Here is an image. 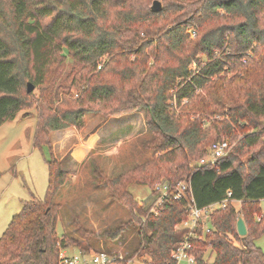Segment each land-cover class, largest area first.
I'll list each match as a JSON object with an SVG mask.
<instances>
[{"label": "trees", "instance_id": "1", "mask_svg": "<svg viewBox=\"0 0 264 264\" xmlns=\"http://www.w3.org/2000/svg\"><path fill=\"white\" fill-rule=\"evenodd\" d=\"M154 1L0 0V127L35 110L34 144L50 151L47 192L22 201L0 237V264H61L64 250L93 251L58 232L57 196L70 172L52 135L83 129L88 114L140 110L152 135L142 142L149 160L115 177L92 161L99 186L132 216L102 235L118 239L133 221L140 240L113 264H175L192 198L198 208L229 198L209 215V231L206 220L195 229L196 264H264V0H160L158 12ZM223 140L229 153L201 163ZM182 181L189 189L176 198ZM163 182L170 194L153 209ZM132 185L148 186L151 201H138Z\"/></svg>", "mask_w": 264, "mask_h": 264}, {"label": "rangeland", "instance_id": "2", "mask_svg": "<svg viewBox=\"0 0 264 264\" xmlns=\"http://www.w3.org/2000/svg\"><path fill=\"white\" fill-rule=\"evenodd\" d=\"M33 112L27 117L20 113L16 120L6 122L0 128V237L13 216L21 210L22 201L30 200L32 194L44 197L47 192L50 151L47 146L40 149L34 144L37 117L35 110ZM86 121L83 129L74 130L68 137L63 134L55 138V145L52 139L57 157L70 172V179L57 196V201L63 205L58 232L67 231L83 243H90L93 251L127 256L139 246L137 228L132 221L118 239L102 235L104 231L130 221L132 216L125 206L112 198L108 190L99 186L93 174L92 161L110 177H115L149 160L150 152L142 147V142L152 136L146 125L145 111L107 118L100 114H88ZM102 123L107 125L95 137V148L78 163L72 155L76 152L75 146L88 142L90 134ZM78 133L80 138L77 139ZM131 190L138 201L150 200L151 189L148 186L132 185ZM235 203L239 207V203ZM157 206L155 203L153 209ZM261 208L264 212V200L261 201ZM78 227L93 235H82ZM234 242L239 244L236 240ZM257 243L264 250V235ZM71 249L79 252L76 248ZM209 254L210 249L206 251L207 258ZM213 257H209L210 261ZM179 264L189 263L183 260Z\"/></svg>", "mask_w": 264, "mask_h": 264}, {"label": "built area", "instance_id": "3", "mask_svg": "<svg viewBox=\"0 0 264 264\" xmlns=\"http://www.w3.org/2000/svg\"><path fill=\"white\" fill-rule=\"evenodd\" d=\"M193 35H195V33H193ZM229 147L230 143L227 140L213 143L209 149L208 156L202 158L201 163L217 162L219 159L224 158L228 154ZM188 189L189 184L187 185L184 181L179 182L175 187V197L185 198ZM156 190L159 191V197L156 205H161L170 194L171 188L168 183L163 182L156 186ZM229 196H231V192H229ZM228 201L229 198L205 208H198L193 198L188 202L190 215L189 218L180 225V227L189 228L190 233L188 237H186L183 244L173 252L172 258L175 260V264H179L183 260H186L189 264H196L195 256L191 254V251L194 249V244L192 243L191 238L193 239L196 237L195 229L201 224L202 220H206L203 224V228L209 231L210 227L207 224L209 215L214 209L226 206ZM117 257L122 258L123 256ZM61 258V264H113L116 257L105 251H92L89 253L76 252L71 254L68 253L67 250H64L61 253Z\"/></svg>", "mask_w": 264, "mask_h": 264}, {"label": "crops", "instance_id": "4", "mask_svg": "<svg viewBox=\"0 0 264 264\" xmlns=\"http://www.w3.org/2000/svg\"><path fill=\"white\" fill-rule=\"evenodd\" d=\"M86 124H87V121H86ZM107 124H101L96 130H94L91 134H90V138L88 140V142H85L84 144L80 145L77 147V145L75 146V151L74 154H72L74 156V158L76 160H78V163L79 162H82L85 157V155H87L89 152L92 151V149L95 148L96 146V139L95 137H97L98 135V132L102 129H104V127L106 126ZM2 127V126H1ZM0 127V128H1ZM73 130V131H72ZM77 132L78 130L75 129V128H69V129H66V130H59V131H55L52 135V139H53V142H54V145L56 144V141H55V138H58V136H61L64 134V137H68V135L70 134H73L72 132ZM79 135H76V138H80L78 136H80V133H78ZM78 148V149H77ZM77 163V164H78ZM68 253H71L73 254V252L75 253L76 250L75 249H70L67 251Z\"/></svg>", "mask_w": 264, "mask_h": 264}, {"label": "water", "instance_id": "5", "mask_svg": "<svg viewBox=\"0 0 264 264\" xmlns=\"http://www.w3.org/2000/svg\"><path fill=\"white\" fill-rule=\"evenodd\" d=\"M163 8L162 2L160 0H155L152 5V10L155 12L161 11ZM35 89V86L33 83H28V91L31 92ZM237 231L240 235L244 236L247 234V226L243 218H240L237 222Z\"/></svg>", "mask_w": 264, "mask_h": 264}]
</instances>
